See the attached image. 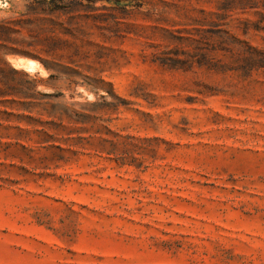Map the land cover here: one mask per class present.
<instances>
[{
    "label": "rangeland",
    "instance_id": "rangeland-1",
    "mask_svg": "<svg viewBox=\"0 0 264 264\" xmlns=\"http://www.w3.org/2000/svg\"><path fill=\"white\" fill-rule=\"evenodd\" d=\"M222 2L0 0V264H264V68L172 61L264 50Z\"/></svg>",
    "mask_w": 264,
    "mask_h": 264
},
{
    "label": "trees",
    "instance_id": "trees-1",
    "mask_svg": "<svg viewBox=\"0 0 264 264\" xmlns=\"http://www.w3.org/2000/svg\"><path fill=\"white\" fill-rule=\"evenodd\" d=\"M259 9L264 10V3L222 2L218 11L223 12V14L217 15V19L220 21L226 20L229 17L228 13L234 12L235 10H242L244 12ZM257 14L261 16V20L257 24L252 25L251 28L255 31H263L264 14L260 12ZM211 25L216 28L220 27L214 22L211 23ZM16 26L17 24L15 22L0 21V54H2V52L11 54L16 52V50L8 45L17 42V40L13 38L14 35L18 34V31L14 29ZM195 43L198 47L194 49L196 53L191 56L190 59L186 61H172L180 65L188 64V67L192 68L195 64V60L200 58V60L197 59L196 62L200 67L204 68L207 73L221 75L233 70L232 66L224 62L223 59L218 58L217 54L222 53L223 56L229 55L231 59H234L233 64L238 65L235 70L251 73L254 70L264 68V50L259 51L243 43L229 35L228 31L211 29L201 36L199 40L192 41V44ZM4 64L5 66L8 65L7 63Z\"/></svg>",
    "mask_w": 264,
    "mask_h": 264
}]
</instances>
